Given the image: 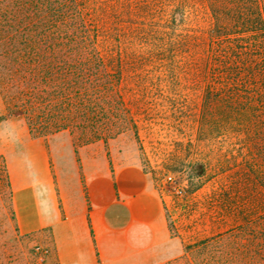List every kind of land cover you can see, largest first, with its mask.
I'll return each mask as SVG.
<instances>
[{"label": "trees", "instance_id": "1", "mask_svg": "<svg viewBox=\"0 0 264 264\" xmlns=\"http://www.w3.org/2000/svg\"><path fill=\"white\" fill-rule=\"evenodd\" d=\"M177 71L206 79L202 129L238 141L237 169L264 190V0H0V119L32 137L106 142L132 120L126 83ZM0 176L11 196L1 153ZM179 258L264 264V211Z\"/></svg>", "mask_w": 264, "mask_h": 264}, {"label": "rangeland", "instance_id": "2", "mask_svg": "<svg viewBox=\"0 0 264 264\" xmlns=\"http://www.w3.org/2000/svg\"><path fill=\"white\" fill-rule=\"evenodd\" d=\"M152 79L139 88L126 83L122 94L131 122L108 141H96L83 156L100 163L105 159L110 169L113 159L142 167L165 213L166 240L156 262L178 259L171 264H185L179 257L187 245L264 211V190L237 169L243 157L238 141L208 136L202 129L206 79L200 73L177 71ZM71 143L67 132L32 137L20 116L0 119V153L10 188L30 184L51 190L75 184L86 190L81 154ZM53 257L48 229L29 234L17 230L12 198L0 176V264H53Z\"/></svg>", "mask_w": 264, "mask_h": 264}, {"label": "crops", "instance_id": "3", "mask_svg": "<svg viewBox=\"0 0 264 264\" xmlns=\"http://www.w3.org/2000/svg\"><path fill=\"white\" fill-rule=\"evenodd\" d=\"M77 148L86 190L13 186L12 207L21 234L51 232L53 264H157L166 240L163 203L152 179L135 163L95 162ZM74 150L73 144L71 143Z\"/></svg>", "mask_w": 264, "mask_h": 264}]
</instances>
